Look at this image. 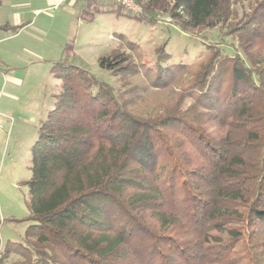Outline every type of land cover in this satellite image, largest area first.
<instances>
[{
	"label": "trees",
	"instance_id": "16d2710c",
	"mask_svg": "<svg viewBox=\"0 0 264 264\" xmlns=\"http://www.w3.org/2000/svg\"><path fill=\"white\" fill-rule=\"evenodd\" d=\"M172 1L147 0L134 17L168 15L191 36L220 28L233 53L203 43L193 63L164 65L166 43L150 67L120 35L102 69L126 87L179 85L147 115L134 88L54 64L62 91L31 148L29 215L16 220L31 224L0 264H264V0L243 11L234 0Z\"/></svg>",
	"mask_w": 264,
	"mask_h": 264
},
{
	"label": "rangeland",
	"instance_id": "374dc122",
	"mask_svg": "<svg viewBox=\"0 0 264 264\" xmlns=\"http://www.w3.org/2000/svg\"><path fill=\"white\" fill-rule=\"evenodd\" d=\"M88 1H67L58 9H50L48 69L43 70L41 75L24 78V86L15 93L18 100L5 105L7 110L15 112L3 114L0 110V250L8 242L21 241L31 224L16 220L26 219L29 215V190L23 183L31 177V148L39 137L42 122L55 107L56 95L62 91V81L52 73L54 64L64 59L69 60L71 64L88 70L94 77L123 94L127 88H134V99L140 100L139 112L147 115L174 102L179 93V85L174 84L159 90L145 88L142 80H138L135 87H126L119 78L102 69L98 62L100 57L119 46L120 35L140 46L139 53L134 56L136 63L142 61L150 67H154L158 50L166 43L167 56L164 65L193 63L199 54H206L203 43L220 44L227 51H234V41L226 37L223 33L225 31L220 28L205 30L199 36H191L181 32L168 15H163L157 23L137 20L134 15H145L142 5L147 0H142V5L135 0L141 9L138 13L113 0H98V6L83 7V3L88 4ZM248 1L234 0V3L243 11ZM168 2L171 5L173 3L172 0ZM116 5L122 7L120 12L96 13L97 8L111 10ZM54 49L58 52L53 53ZM25 76V73L19 75ZM187 79L188 75H185L180 81ZM7 117L14 121L10 123Z\"/></svg>",
	"mask_w": 264,
	"mask_h": 264
},
{
	"label": "crops",
	"instance_id": "0c3cea01",
	"mask_svg": "<svg viewBox=\"0 0 264 264\" xmlns=\"http://www.w3.org/2000/svg\"><path fill=\"white\" fill-rule=\"evenodd\" d=\"M63 0H0V25L20 27L17 32L0 31V110H7V102L17 101L15 93L25 84L24 78L41 75L48 69L50 52V9H58L66 4ZM83 7L87 3H83ZM58 52V51H53ZM25 73V77H19ZM11 117L7 119L12 123Z\"/></svg>",
	"mask_w": 264,
	"mask_h": 264
},
{
	"label": "built area",
	"instance_id": "2783aa9c",
	"mask_svg": "<svg viewBox=\"0 0 264 264\" xmlns=\"http://www.w3.org/2000/svg\"><path fill=\"white\" fill-rule=\"evenodd\" d=\"M63 1H81V0H63ZM116 3L122 5L126 9L138 13L141 11L140 7L138 4L135 2V0H113ZM2 68V64L0 63V69Z\"/></svg>",
	"mask_w": 264,
	"mask_h": 264
}]
</instances>
